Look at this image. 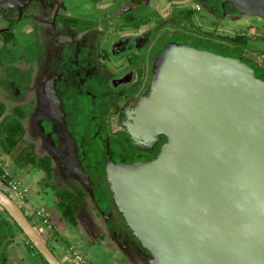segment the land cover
Listing matches in <instances>:
<instances>
[{
    "label": "flooded vegetation",
    "instance_id": "flooded-vegetation-1",
    "mask_svg": "<svg viewBox=\"0 0 264 264\" xmlns=\"http://www.w3.org/2000/svg\"><path fill=\"white\" fill-rule=\"evenodd\" d=\"M249 3L251 0H0V82L7 75L15 105L8 109L0 102L6 115L16 112L26 128L19 145L26 155L18 160L23 169L42 172L39 187L50 195L54 206L59 202L57 190L76 193L83 189L88 194L76 195L77 219L81 235V229L88 233L92 253L101 247L114 255L110 246L114 244L116 252L133 264H145L150 256L116 209L111 189L109 195L100 185L104 179L108 182L111 163L152 162L167 142L164 136L153 142L142 134L136 138L130 134L138 127L141 100L150 96L154 57L171 45L188 46L242 59L257 73L264 72V3L258 14L246 11L252 9ZM246 19L250 21L245 23ZM22 100L23 105L19 104ZM59 106L75 148L55 114ZM74 149L91 179V191L73 166ZM32 156L50 159L49 177L29 163ZM0 177L1 190L8 193L2 183L18 182L28 192L24 201L33 211L44 209L55 227L47 209L35 205L21 181L1 167ZM68 247L80 252L85 264H91L77 245Z\"/></svg>",
    "mask_w": 264,
    "mask_h": 264
},
{
    "label": "water",
    "instance_id": "water-1",
    "mask_svg": "<svg viewBox=\"0 0 264 264\" xmlns=\"http://www.w3.org/2000/svg\"><path fill=\"white\" fill-rule=\"evenodd\" d=\"M251 2L246 11L258 14L264 2ZM157 63L130 134L167 142L154 161L107 172L116 209L150 254L145 264H264V80L242 59L188 46L171 45ZM55 112L75 148L61 106ZM0 208L48 264H65L1 189Z\"/></svg>",
    "mask_w": 264,
    "mask_h": 264
},
{
    "label": "rangeland",
    "instance_id": "rangeland-1",
    "mask_svg": "<svg viewBox=\"0 0 264 264\" xmlns=\"http://www.w3.org/2000/svg\"><path fill=\"white\" fill-rule=\"evenodd\" d=\"M247 21H250L246 19L245 23ZM244 23V24H245ZM242 26V24L240 25ZM264 50V48H262ZM162 55V53H158L154 57L153 61V77L150 85V91L152 89V84L154 81V76L157 72L158 67V59ZM261 62H264L263 60ZM263 64V63H262ZM264 67V64L262 65ZM264 69V68H263ZM257 73V72H256ZM5 74L7 72L5 71ZM5 79L0 82V101L5 103L6 107L8 109L12 108L15 105V102L9 95L7 84L9 82V78L7 75H5ZM144 99H148L147 97H144L141 100V103H143ZM19 104L23 105V100L19 102ZM39 105H42V103ZM40 108V107H39ZM145 110L139 111L140 117L144 114ZM26 127H27V136L29 134V122L26 121ZM26 155V151L23 149V145L19 146L11 155L5 154L1 147H0V167L4 168L8 171V173L13 177L15 180L21 181V183H24L25 187H28L30 190V194H34V189H38V186L35 183V180L37 178V175L42 177V172H36L34 171L33 177H29L26 174H23V163H21L18 159L21 155ZM109 167V165H108ZM108 170V168H107ZM37 174V175H36ZM36 175V176H35ZM1 178V177H0ZM22 209V211L25 213V215L31 220L33 225L37 230L40 229V235L49 244V246L53 249L54 254L61 260L63 255L69 253V247L68 245H77L79 250L87 256L91 264H133L130 259L125 256L122 253L116 252L118 250V246L114 244H110L112 247V251L115 250V254L111 255L109 252H103L104 250L101 249V247L95 248L94 253L91 252L92 248L90 247L89 240H88V233L81 229L82 235L79 230L74 229L72 226L69 225L67 222L61 221V215L60 212L57 210L56 206L49 201L46 200H40L36 197L34 194V201L35 205L38 207H45L48 211L49 217L52 218L53 224H55L56 230L53 231H47L46 228H43L42 224L35 220L34 217H32L31 211L28 210L25 206H23V203L21 200H18L15 198V196L8 192L7 193ZM2 212V209L0 208V213ZM94 222V221H93ZM91 222V223H93ZM41 224V225H40ZM99 223L96 221V225ZM51 238H55L58 241L50 240ZM59 240H63L64 243L60 242ZM27 245L25 244L23 238H17L14 245H12L8 249V255H9V264H36L41 263L40 258L33 253L31 250L28 242L26 241ZM64 261V260H63ZM65 262V261H64ZM65 264H69V262H65ZM134 264H141V263H134Z\"/></svg>",
    "mask_w": 264,
    "mask_h": 264
},
{
    "label": "trees",
    "instance_id": "trees-1",
    "mask_svg": "<svg viewBox=\"0 0 264 264\" xmlns=\"http://www.w3.org/2000/svg\"><path fill=\"white\" fill-rule=\"evenodd\" d=\"M257 77L264 80V72H259L258 70ZM20 117L21 116L17 115L16 112L13 115H6V107L0 102V147L7 155H11L24 141L26 128L24 123L20 120ZM30 155L33 154L30 153ZM20 160H23V155L20 156ZM28 161L30 164L38 165L47 173L48 177L51 175V161L48 157L39 158L38 156H32ZM110 189V184L104 179V181L101 182L100 190L106 191L107 194L111 195L113 192L111 193L112 190L110 191ZM77 194L82 197H87L88 195L83 189L78 190L76 193L58 190L56 192L57 199L59 200L56 206L57 210L61 213L62 219L68 221L76 228L79 227V221L77 219V213L79 210V205L76 199ZM17 238H23L24 241L28 242L31 250L40 258V264H48L36 249L33 248V245L29 243L27 237L19 226L12 220V218H10L6 211L2 210L0 214V264H9L8 249L15 244ZM59 241L63 243L62 240ZM145 251L149 254L147 250Z\"/></svg>",
    "mask_w": 264,
    "mask_h": 264
},
{
    "label": "built area",
    "instance_id": "built-area-1",
    "mask_svg": "<svg viewBox=\"0 0 264 264\" xmlns=\"http://www.w3.org/2000/svg\"><path fill=\"white\" fill-rule=\"evenodd\" d=\"M2 188L7 191L12 193L15 198L18 200H26L28 192L26 189H24L18 182L14 180H10L9 183L3 184L2 183ZM34 218L36 221L40 222L44 227H47L48 229L52 228L51 223L49 222V218L47 216V213L45 212L44 209L38 208L34 209L33 211ZM63 260L66 262H69V264H85V260L83 256L78 252L77 250L71 248L69 251V255L65 256ZM63 261V262H64Z\"/></svg>",
    "mask_w": 264,
    "mask_h": 264
},
{
    "label": "crops",
    "instance_id": "crops-1",
    "mask_svg": "<svg viewBox=\"0 0 264 264\" xmlns=\"http://www.w3.org/2000/svg\"><path fill=\"white\" fill-rule=\"evenodd\" d=\"M33 170H36V169H31V170H27L26 168L25 169H23V172L25 173L26 172V175L27 176H29V177H33V175H34V171ZM23 173V174H24ZM37 175V174H36ZM35 175V176H36ZM40 179H41V176H39V175H37V178H36V180H35V183H36V185L38 186V189H34V191H35V195H36V197L37 198H39L40 200H43V201H45V199L46 200H49V201H51V199H50V195L49 194H47L44 190H42V188H40L39 186H40ZM24 184V183H23ZM28 188V187H27ZM34 194H31V196H30V198L33 200V202L35 203V201H34ZM29 201V200H28ZM22 202V201H21ZM27 202V201H26ZM25 201H23L22 203H23V206H25L28 210H30L31 211V214H32V217H34V214H33V208L31 209V207H30V204L28 205L27 203H26ZM45 208V207H44ZM1 214V213H0ZM41 225V224H40ZM43 228H45L44 226H42ZM47 230V229H46ZM40 231V229L38 230V232ZM40 233V232H39ZM25 242V244L27 245V243H26V241H24ZM66 256V254L65 255H63V257H62V259L64 258ZM36 264H40L39 262L38 263H36Z\"/></svg>",
    "mask_w": 264,
    "mask_h": 264
}]
</instances>
